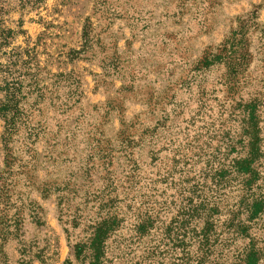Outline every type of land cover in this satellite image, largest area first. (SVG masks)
Masks as SVG:
<instances>
[{
    "label": "rangeland",
    "instance_id": "1",
    "mask_svg": "<svg viewBox=\"0 0 264 264\" xmlns=\"http://www.w3.org/2000/svg\"><path fill=\"white\" fill-rule=\"evenodd\" d=\"M238 1L0 0V264H264V0L201 47Z\"/></svg>",
    "mask_w": 264,
    "mask_h": 264
},
{
    "label": "crops",
    "instance_id": "2",
    "mask_svg": "<svg viewBox=\"0 0 264 264\" xmlns=\"http://www.w3.org/2000/svg\"><path fill=\"white\" fill-rule=\"evenodd\" d=\"M262 3H263V0H239L237 3H234V2L233 3L232 2L221 3L220 4L221 9H222V12H221L222 17L221 18H228L229 19V17H231V18H233L232 20L234 22L232 24H228V23H223V21H221L219 23V25H217L213 28V30L211 31L212 32L211 35L206 36V34H204L201 37V39H205V41L203 42L201 47L204 48L206 45L211 44V43H213V44L222 43L224 41V39L227 37V34H229L231 27H237L238 23H237L236 18L237 17H240V18L247 17L249 12H250V8L253 5L256 4V6H259ZM259 9L260 8H254V11L255 10L257 11ZM132 44H133V47H136L135 48V52L137 53L136 56H140V54L149 53V54H151V56L154 57L155 53H157V49H159V48L165 49L167 43L165 41L161 42L158 38H148V39L136 38L135 40H133ZM168 46H169L168 50H169L170 58L167 61L168 62H174L173 56L175 55V53L173 52V50L171 49L172 47L169 44H168ZM156 57H160V56L157 55ZM194 57L195 58H193V59H195V60H192L191 62H189L191 65L194 64L196 62V59L198 58V56H196V55ZM236 67L238 68V65ZM174 68H177V66H174ZM135 69H138V68L135 67ZM154 69L155 68H153L151 65H149L143 71V68L141 66V68L137 72V78L147 79L149 77H152L151 74H153V73L157 74L156 76L159 77L157 71H155ZM174 73H175V71H174Z\"/></svg>",
    "mask_w": 264,
    "mask_h": 264
},
{
    "label": "trees",
    "instance_id": "3",
    "mask_svg": "<svg viewBox=\"0 0 264 264\" xmlns=\"http://www.w3.org/2000/svg\"><path fill=\"white\" fill-rule=\"evenodd\" d=\"M10 137H5L3 139V142H4V148L5 150L7 149L8 150V144H9V141H10ZM33 143V142H32ZM11 159H13L12 155L10 153H6V157H5V168L3 169V171L1 172L0 174V182H1V185L0 187H2V182H4L5 180L7 181L8 177H9V174H10V162ZM6 185V184H5ZM1 217V216H0ZM3 221H8L9 219L5 218V217H2L1 218Z\"/></svg>",
    "mask_w": 264,
    "mask_h": 264
}]
</instances>
